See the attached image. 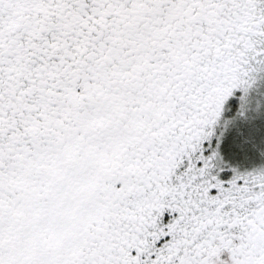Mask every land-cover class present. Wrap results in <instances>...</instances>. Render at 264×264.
<instances>
[{
  "label": "snow or ice",
  "instance_id": "1",
  "mask_svg": "<svg viewBox=\"0 0 264 264\" xmlns=\"http://www.w3.org/2000/svg\"><path fill=\"white\" fill-rule=\"evenodd\" d=\"M0 264H264V0H0Z\"/></svg>",
  "mask_w": 264,
  "mask_h": 264
}]
</instances>
